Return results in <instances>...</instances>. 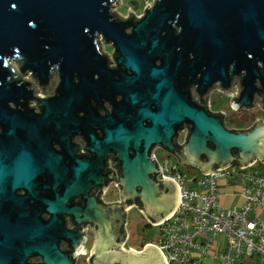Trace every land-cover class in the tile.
<instances>
[{
	"label": "water",
	"instance_id": "95a60500",
	"mask_svg": "<svg viewBox=\"0 0 264 264\" xmlns=\"http://www.w3.org/2000/svg\"><path fill=\"white\" fill-rule=\"evenodd\" d=\"M114 2L0 0V264H26L31 257L72 264L89 223L96 236L90 264H162L150 249L141 255L120 250L126 205L139 206L154 222L174 205V185L155 179L152 147L203 173L231 162L264 163V123L228 131L223 116L207 107L213 90L226 94L236 86L234 107L249 110L261 99L264 108V0H155L138 21L131 15L115 19ZM101 41L115 52L114 68ZM54 90L55 97L42 99ZM105 102L114 109L101 118L97 108ZM11 105L24 106L25 114ZM36 105L41 118L56 115L62 128L68 122L74 133L85 128L81 152L89 155L74 143L72 188L43 204L46 220L36 211L3 214L1 207L5 199L9 208L19 205L15 191H27L42 168L54 175L59 168V157H47L37 119L29 118ZM186 125L190 131L177 145V132ZM108 158L117 172L106 169ZM101 166L106 181L120 185V204L104 206L92 195ZM69 193L73 203L67 208ZM114 208L121 219H111ZM64 216L73 224L68 231ZM61 244H69L70 252H61Z\"/></svg>",
	"mask_w": 264,
	"mask_h": 264
},
{
	"label": "built area",
	"instance_id": "2783aa9c",
	"mask_svg": "<svg viewBox=\"0 0 264 264\" xmlns=\"http://www.w3.org/2000/svg\"><path fill=\"white\" fill-rule=\"evenodd\" d=\"M116 3L118 0L113 6ZM153 5L154 1L145 4L140 15H136L132 10L133 19L138 21L143 18L145 9L147 7L150 9ZM107 59L109 67H114L113 60L110 57ZM216 91L227 99L230 111L234 113L241 111L232 105L238 95L236 86L226 94ZM211 93L207 98L208 112L221 115L225 119L226 114L212 110L209 102ZM194 101L200 102L196 96ZM186 133L185 126L177 132V145L185 142ZM158 153H161V160L157 156ZM149 159L159 171L155 176L156 181H168L177 189L176 207L165 219L152 222L139 210L146 223L160 232L161 236L155 248L164 264H196L193 258L195 253L209 257L215 264H264L263 162L256 165L258 163L255 161L244 166L232 163L205 174H192L190 168L180 164L173 154L159 145L152 147ZM256 167L259 170L253 172L251 169ZM106 169L112 172L118 171V167L111 166L110 158L106 160ZM221 183L234 185L240 189L244 199L242 206L224 209L220 205L218 187ZM112 189L118 193L119 198L108 202L106 197ZM98 198L106 206L120 204L121 187L118 182L114 178L107 181ZM126 209L128 214L132 207L127 205ZM251 213L254 214L252 218H250ZM126 226L127 224L124 223V228ZM83 230L82 244L75 253V264H79L82 258L86 259V263L90 260L87 245L92 227L86 224ZM219 237L224 238L221 247L216 242Z\"/></svg>",
	"mask_w": 264,
	"mask_h": 264
},
{
	"label": "flooded vegetation",
	"instance_id": "af4514ba",
	"mask_svg": "<svg viewBox=\"0 0 264 264\" xmlns=\"http://www.w3.org/2000/svg\"><path fill=\"white\" fill-rule=\"evenodd\" d=\"M114 55L112 54L113 62L114 65L116 66L115 62V52H113ZM158 64V62H157ZM114 66V67H115ZM111 67V68H114ZM189 88V87H188ZM57 90H54L51 95L48 96H42V99H49L55 97L57 94H55ZM191 95V94H190ZM120 98L118 97L117 100ZM194 100V97H193ZM196 104L201 105L202 103H197L194 101ZM11 108H14L16 111H19L21 114H25L24 106H14L11 105ZM34 110L31 113V116L29 118L31 120H36V122L39 123V128L41 131V135L43 138L47 139L46 141V153L47 157L51 158L52 160H55V158L59 157L58 165L59 168H55V175L48 171L47 169L42 168L39 174L36 175L35 179L33 180L31 186L28 188L27 191H22V190H17L15 191V196L16 198H19L20 203L19 205L13 206V208H9L10 205L6 199L1 202V207L2 210L4 211L3 214H8V212L13 209L15 211H18L21 213L22 211L25 210L26 214H31L33 211H36V214L38 216V219L46 220L49 219L48 216L43 213L42 211V206L44 203H54V198L59 192H63L64 190H69L72 188V182L71 180V167H72V157L74 155L75 149H74V143L77 144L79 148V153L82 155L89 156L86 154L85 149H82L81 152V146L84 145L85 147V142L83 138V132L86 131L85 128H77L76 134L74 133V129L72 126H69V122L66 123V128L62 124L58 126V118L55 115L49 116L47 118H41V112L42 108L38 105L34 106ZM113 106L109 102H105L102 105V108H97L98 115L101 118H105L109 115L112 114L113 111ZM30 114V113H29ZM78 117H83L84 113L79 112L77 114ZM86 116V115H85ZM43 119V120H42ZM223 119V118H222ZM73 121V119H70ZM90 125H88L89 127ZM188 128V133L190 131V126L186 125ZM98 125H93L91 129L94 131L96 137L100 138L101 137V132L98 129ZM18 136L20 135L19 132L16 133ZM75 134V135H74ZM4 135V129L0 127V138ZM52 171V170H51ZM101 176H100V183L97 184V188H94L92 191V195H95V198L98 200V187L102 185V183L105 184L107 183L106 181V171L104 168L99 170ZM60 173V174H59ZM59 177V178H58ZM102 182V183H101ZM60 184V185H58ZM77 203L80 202V199L76 200ZM73 203V197L70 196V193L66 196L64 206L67 208L72 207ZM111 219H121L122 215L121 212L118 211L116 208L112 209V214H111ZM64 228L66 231L70 230L73 228V224L71 222V218L69 216H64ZM80 246V245H79ZM60 250L61 252H70V247L69 244H61L60 245ZM41 259L39 258H30L27 260L26 264H41Z\"/></svg>",
	"mask_w": 264,
	"mask_h": 264
},
{
	"label": "crops",
	"instance_id": "0c3cea01",
	"mask_svg": "<svg viewBox=\"0 0 264 264\" xmlns=\"http://www.w3.org/2000/svg\"><path fill=\"white\" fill-rule=\"evenodd\" d=\"M230 112H232V111H230ZM243 112H248V113H250V115H252V117L254 118L253 123L252 124H244L243 125V124H239L238 121L234 120V121L230 122L229 124H227L226 123L227 120L223 119V124H224L225 128L228 131H232V132H247L249 130H252L255 127V125H257L258 123H264V108L261 106V99H256L255 100V106L250 108L249 110H241V111H239L237 113H243ZM174 158L179 162V159L176 156H174ZM255 161L258 163L256 165H259V163L261 162L258 159H255L253 162H255ZM253 162H251V163H253ZM232 163H238V162H231L229 164H232ZM251 163H248V164H251ZM248 164H246V165H248ZM190 169H193L194 171H196L197 174H205V173L201 172L196 167L195 168H190ZM251 170L254 172L255 170H259V169H258V167H256V168H253ZM174 187H175V201H174L173 208L171 209V211L166 216H164L162 219H160V220H158L156 222H159V221L165 219L166 217H168L174 211V209L176 207V202H177V189H176L175 185H174ZM218 189H219V194H220L219 203L224 209H234V208H239L240 206H242V204L244 202V199L241 196L240 189L238 187H236L234 185H230V184L221 183L219 185ZM97 202L99 204L103 205L99 201V199L97 200ZM104 206H106V205H104ZM128 206H130V205H128ZM133 210H136L137 213L140 216H142V218H144L143 215H145L149 220L154 222V220L151 217H149L147 214H145L143 209L140 208L139 206H133L132 210L130 212H132ZM139 210L142 211L143 215L139 213ZM253 215L254 214L251 213L250 214V218H252ZM86 223H88V222H86ZM86 223H83V226ZM124 223L127 224V226L125 228H128V225H129L128 219H125ZM145 224H146V226H149L146 222H145ZM149 227H151V226H149ZM125 228H124V225H123V230H124L126 235H125V239L123 240V242L120 245V250L121 251L132 253V254H136V255H141L143 250L150 249L152 251H155V253L159 257V259L162 262V264H164L160 253L155 248V246L158 244L160 238L157 239L156 242L153 241L154 237H151L150 239L144 238L139 243H136V242L133 243V240H131L130 232L128 230L126 231ZM155 229H157V228H155ZM158 232H159V230H158ZM159 234H160V232H159ZM95 242H96V236H95L94 230L92 228V231H91L90 236H89L90 245H89V243H88L89 247L87 245V250L90 252L89 258H91L94 255V253H95V251H94ZM216 242H217L218 246L221 247L222 244L224 243V238L223 237H219V238L216 239ZM193 258H194V261L196 262V264H215L209 257H202L201 255H199L197 253H195L193 255ZM72 264H75V259L73 260ZM79 264H90V260H89V262L86 263V259L82 258V259H80V263Z\"/></svg>",
	"mask_w": 264,
	"mask_h": 264
},
{
	"label": "rangeland",
	"instance_id": "374dc122",
	"mask_svg": "<svg viewBox=\"0 0 264 264\" xmlns=\"http://www.w3.org/2000/svg\"><path fill=\"white\" fill-rule=\"evenodd\" d=\"M152 1L155 0H118V3L113 6L112 14L115 16V19L117 17L120 20L127 19L129 15L132 16V10L135 11L136 15H140L142 13L143 6L147 3H151ZM100 47L102 52L105 53L107 57H110L113 60L112 54H114V50L112 49V47L103 41L100 42ZM209 102L214 112H223L224 114H226L225 120H227V124L234 120L239 121V119L243 117L242 113L230 112L227 99L216 90H213V92L211 93ZM161 153H158L157 155L159 160L162 159V157H160ZM190 172L192 174H197V172L193 169H190ZM185 173L187 174V170H185ZM118 198V193L112 189L106 197V200L108 202H113ZM126 219H128L129 225L128 228H125V230H128L130 232L131 240H133V243H139L142 239H150L151 237H154L153 241L156 242V240L160 238L158 229L146 226L145 219L142 218V216H140L136 210L128 213L126 215Z\"/></svg>",
	"mask_w": 264,
	"mask_h": 264
},
{
	"label": "trees",
	"instance_id": "16d2710c",
	"mask_svg": "<svg viewBox=\"0 0 264 264\" xmlns=\"http://www.w3.org/2000/svg\"><path fill=\"white\" fill-rule=\"evenodd\" d=\"M115 59V57H114ZM201 107H204V105H202ZM206 109V108H205ZM243 117L239 119L238 123L239 124H252L254 121V118L252 117V115H250V113L248 112H243L242 113Z\"/></svg>",
	"mask_w": 264,
	"mask_h": 264
},
{
	"label": "clouds",
	"instance_id": "9594fccd",
	"mask_svg": "<svg viewBox=\"0 0 264 264\" xmlns=\"http://www.w3.org/2000/svg\"><path fill=\"white\" fill-rule=\"evenodd\" d=\"M13 7H15V5H13ZM31 23V22H30Z\"/></svg>",
	"mask_w": 264,
	"mask_h": 264
},
{
	"label": "bare ground",
	"instance_id": "6f19581e",
	"mask_svg": "<svg viewBox=\"0 0 264 264\" xmlns=\"http://www.w3.org/2000/svg\"><path fill=\"white\" fill-rule=\"evenodd\" d=\"M113 5V4H112Z\"/></svg>",
	"mask_w": 264,
	"mask_h": 264
}]
</instances>
